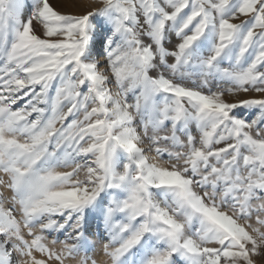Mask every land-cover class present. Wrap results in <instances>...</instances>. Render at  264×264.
Masks as SVG:
<instances>
[{
    "label": "snow or ice",
    "instance_id": "obj_1",
    "mask_svg": "<svg viewBox=\"0 0 264 264\" xmlns=\"http://www.w3.org/2000/svg\"><path fill=\"white\" fill-rule=\"evenodd\" d=\"M25 8L0 0V264L264 258V0Z\"/></svg>",
    "mask_w": 264,
    "mask_h": 264
},
{
    "label": "rangeland",
    "instance_id": "obj_2",
    "mask_svg": "<svg viewBox=\"0 0 264 264\" xmlns=\"http://www.w3.org/2000/svg\"><path fill=\"white\" fill-rule=\"evenodd\" d=\"M25 3H26V8H25V16H27V14H28V5H30V3H31V0H25ZM53 3H55V0H53ZM67 10L68 11H71V12H79V11H81V9L80 8H77V7H74V6H72L71 4H69V6H68V8H67ZM246 18L245 17H240L239 19H237V20H234L233 22H235V23H240L242 20H245ZM172 43L174 44L175 43V38H173V41H172ZM168 47H171L172 45L171 44H169V45H167ZM153 75H155V73H152ZM165 75H168V73H165ZM185 83H189L188 81H185ZM55 84L53 85V88L50 90V93H49V95L51 96V95H54V91H55ZM215 87V86H214ZM37 90H38V88H37ZM248 95L249 96H251V95H255V93H248ZM227 98V97H226ZM240 98H245L244 97V94H240ZM27 97L26 98H24V100H21V101H19L18 103H17V105H14L13 107H14V109L15 108H20V107H23V105H24V103L27 101ZM41 106H44V105H41ZM250 113H249V111L248 110H245V109H240V110H238L237 111V115H249ZM33 118H34V116H33ZM72 119V117H69V121ZM192 131H193V134L194 135H196L197 134V130L195 129V127L194 126H192ZM219 146H223L222 144L221 145H219ZM167 157H165V159H166ZM10 195V193L7 191V190H4V196L5 197H7V196H9ZM253 225L254 226H257V225H255V223H254V218H253ZM96 224H97V221H95V220H93L92 221V224H91V228H90V237H92L93 239H94V241H95V249L92 251V252H90V253H88V255L89 256H91V257H93V258H95V259H97L98 260V262L100 261V260H102L103 259V257H102V255H101V253H100V250H101V246H102V244L103 243H107V239H106V233H104L103 235H101V232H97V230H96ZM262 230H264V229H262ZM55 235L56 234H53V237H55ZM67 234H62V235H60L59 236V239L60 240H63L64 238H65V236H66ZM50 241H51V238L49 239V243H50ZM57 247H58V245H57ZM262 259H264V258H261V257H257L256 258V260H257V264H261V260ZM52 264H55V262H52ZM65 264H75V261L74 260H67L66 262H65Z\"/></svg>",
    "mask_w": 264,
    "mask_h": 264
}]
</instances>
